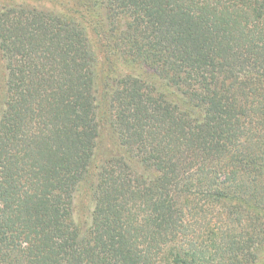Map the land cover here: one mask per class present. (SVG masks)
<instances>
[{
  "label": "trees",
  "instance_id": "trees-1",
  "mask_svg": "<svg viewBox=\"0 0 264 264\" xmlns=\"http://www.w3.org/2000/svg\"><path fill=\"white\" fill-rule=\"evenodd\" d=\"M0 0V264H264V0Z\"/></svg>",
  "mask_w": 264,
  "mask_h": 264
},
{
  "label": "rangeland",
  "instance_id": "rangeland-1",
  "mask_svg": "<svg viewBox=\"0 0 264 264\" xmlns=\"http://www.w3.org/2000/svg\"><path fill=\"white\" fill-rule=\"evenodd\" d=\"M39 4L45 5L49 9H53L57 12L70 15L73 12V8L68 4L70 0H37ZM37 1H35L37 3Z\"/></svg>",
  "mask_w": 264,
  "mask_h": 264
}]
</instances>
